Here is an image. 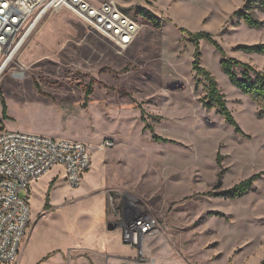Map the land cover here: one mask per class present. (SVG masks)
<instances>
[{
  "label": "rangeland",
  "instance_id": "obj_1",
  "mask_svg": "<svg viewBox=\"0 0 264 264\" xmlns=\"http://www.w3.org/2000/svg\"><path fill=\"white\" fill-rule=\"evenodd\" d=\"M114 1L143 23L125 50L62 8L42 19L0 76L6 129L81 140L92 156L73 190L62 167L52 170L54 193H70L60 204L45 195L46 209L42 187L33 186L20 264L53 246L36 264H262L264 103L239 90L221 60L264 71V54L238 49L264 42V9L255 6L261 24L251 27L235 13L247 0ZM200 31L223 48L201 39L200 64L241 132L204 105L208 82L193 67L197 45L188 34ZM253 175L247 192L228 195ZM140 218L150 228L134 242L128 232Z\"/></svg>",
  "mask_w": 264,
  "mask_h": 264
},
{
  "label": "built area",
  "instance_id": "obj_2",
  "mask_svg": "<svg viewBox=\"0 0 264 264\" xmlns=\"http://www.w3.org/2000/svg\"><path fill=\"white\" fill-rule=\"evenodd\" d=\"M62 8L121 50L143 27L114 0H0V63L19 52L47 14ZM90 150L81 140L6 129L0 115V264H20L31 221L32 183L62 166L69 186H79L92 166ZM136 221L140 234L150 228L145 219Z\"/></svg>",
  "mask_w": 264,
  "mask_h": 264
},
{
  "label": "trees",
  "instance_id": "obj_3",
  "mask_svg": "<svg viewBox=\"0 0 264 264\" xmlns=\"http://www.w3.org/2000/svg\"><path fill=\"white\" fill-rule=\"evenodd\" d=\"M255 6H259V8L264 9V0H247L244 8L235 11V13H239L244 22L251 27H258L261 24V21L253 16V10ZM156 18L157 17H155L153 14L149 15V19L154 23L157 22ZM188 34L197 45L195 49V59L193 67L197 71V76L204 77L208 82L207 93L203 97L204 105L209 108H217L219 110V113L224 115L227 122L232 125L236 131L241 132L240 125L238 124L232 111L227 105L225 93H223L219 88L217 80L214 78L211 72L200 64L201 53L199 49V41L201 39L209 40L219 51L223 53L222 46L216 39H214L213 35L210 32H188ZM238 49L247 53L264 54V42L255 44H240L238 46ZM221 66L224 73L228 75L230 81L239 90L246 94H250L255 100L264 103V71L255 68L250 63L244 62L235 57H228L226 55H224L221 60ZM237 68L242 69L240 74L238 73ZM90 93L91 91L88 90L87 96ZM1 99L3 119H6L8 107L2 95ZM155 138H157L158 140L167 141V139H164L161 136L155 135ZM257 176L258 175H253L248 179L240 182L239 184H236L230 191H228V195H230L231 197L243 195L253 186V183L256 180ZM48 206L49 205L46 204L45 208L47 209ZM262 264H264V261L262 262Z\"/></svg>",
  "mask_w": 264,
  "mask_h": 264
},
{
  "label": "crops",
  "instance_id": "obj_4",
  "mask_svg": "<svg viewBox=\"0 0 264 264\" xmlns=\"http://www.w3.org/2000/svg\"><path fill=\"white\" fill-rule=\"evenodd\" d=\"M35 28H36V27H35ZM35 28L33 29V31L35 30ZM60 167H62V166H56V167H54V168L51 169L49 172H47L45 175H43V176L40 177L38 180H36V181H34V182L32 183V185H31L30 206H31V198H32V192H33V186H35V187H40V186H41V187H42L43 191H42V201H41V203L43 204V202H44L45 205L48 204L47 201H46V203H45V201H44V199H43V196H45V195H46V200H48V196H49V194H51V196H52V203H53L54 205H55V204H57V205L60 204V203L62 202V200H63L65 197H68V196L70 195V193H67V192H65V191H63V190H61V191H59V192H57V193H54V190L57 189L56 184H57V182H58V177L54 178V175H52L51 172H52V170H54L55 168H60ZM62 169H63V179H64V181H65L66 184L68 185V188H69L70 190H73L72 188H70V186H69V184H68L67 177H66V172H65V170H64L63 167H62ZM90 170H91V169H90ZM90 170H89V171H90ZM89 171L84 175L82 181H84V179H85V177L88 175ZM51 185H52V186H51ZM70 192H71V191H70ZM32 216H33V213H32V206H31V218H32ZM53 231H55V229H53ZM31 235H32V234H31ZM31 235L28 237V240H27V242H26V245H25L24 249H25V248L27 247V245L29 244V241H30ZM38 238H40V237L38 236ZM37 244H38V242H37V238H35V242L33 243V247H36ZM53 250L56 251V250H58V248L55 249V246H53L52 248H49L48 250H45L44 252H42V254L39 255V257L36 259V261H35L34 264H36V262L39 261L41 258L49 257L50 252L53 251ZM124 252H127V249H124ZM58 255H60V253H58L57 255H53V256H51V257L49 258L50 262H52V263H53V262H54V263H55V262L58 263V262L61 260V258L58 257ZM45 264H50V263L46 262Z\"/></svg>",
  "mask_w": 264,
  "mask_h": 264
},
{
  "label": "bare ground",
  "instance_id": "obj_5",
  "mask_svg": "<svg viewBox=\"0 0 264 264\" xmlns=\"http://www.w3.org/2000/svg\"><path fill=\"white\" fill-rule=\"evenodd\" d=\"M33 32V30H32ZM17 51H12V53H10L6 59H4L1 63H0V76L2 75V73L4 72V70L6 69V67L10 64V62L15 58V56L17 55ZM174 177H177L178 175L176 174H173ZM171 176V177H173ZM170 178V177H169ZM175 185V184H173ZM139 220V219H138ZM140 225V222L139 221H136L135 222V225H131L130 226V230L128 232L129 236L131 237V239L134 241V242H137L138 238H139V234H140V231H141V228L138 226ZM143 226H146V224H144ZM149 230V228L147 229ZM143 231V230H142ZM144 231H146L144 229Z\"/></svg>",
  "mask_w": 264,
  "mask_h": 264
}]
</instances>
